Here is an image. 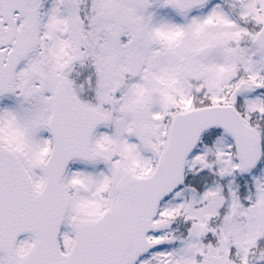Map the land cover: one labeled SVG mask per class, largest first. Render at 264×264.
I'll return each mask as SVG.
<instances>
[{"label": "snow or ice", "instance_id": "1", "mask_svg": "<svg viewBox=\"0 0 264 264\" xmlns=\"http://www.w3.org/2000/svg\"><path fill=\"white\" fill-rule=\"evenodd\" d=\"M0 264H264V0H0Z\"/></svg>", "mask_w": 264, "mask_h": 264}]
</instances>
